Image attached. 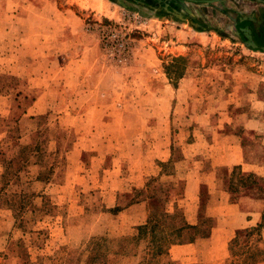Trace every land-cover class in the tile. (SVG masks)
<instances>
[{
	"label": "rangeland",
	"instance_id": "1",
	"mask_svg": "<svg viewBox=\"0 0 264 264\" xmlns=\"http://www.w3.org/2000/svg\"><path fill=\"white\" fill-rule=\"evenodd\" d=\"M254 14L264 0H0V264H180L185 220H253L215 216L214 190L264 199V175L215 165L234 137L264 165V50L235 26ZM258 204L225 264L264 259Z\"/></svg>",
	"mask_w": 264,
	"mask_h": 264
},
{
	"label": "crops",
	"instance_id": "2",
	"mask_svg": "<svg viewBox=\"0 0 264 264\" xmlns=\"http://www.w3.org/2000/svg\"><path fill=\"white\" fill-rule=\"evenodd\" d=\"M12 73H15V71H12ZM27 79L30 80V77ZM29 113L31 112H28V114ZM232 136L233 135H229V137ZM224 146L225 151L215 158V161L220 159L219 161L223 163H217L215 165H227V176L232 172L233 166H240L243 173L253 172L259 175H264V165L249 163L246 161L244 146L238 137H234L233 141ZM166 160L167 159L164 158L162 161ZM209 171L210 170L204 172L203 176L206 175L208 177L214 174V171ZM207 183H211L207 178H205V180H199L195 188H199L200 185H207L208 187L209 184ZM252 190L253 188L247 187L245 191H241L239 194L236 191V194L238 195L233 200H229L227 191H223L222 189L214 190L216 193H219V191L223 192L225 195L224 197H226L224 198V201H219L214 206V209L217 210L214 213L215 216H221L224 218L225 216L228 217L230 215L234 217L245 214L253 215V220L245 219L238 220L237 222V220H224V218L223 220H212V225L210 227L206 224L207 220H185V224L188 226L185 231L191 229L192 232H180L173 235V239L177 241V243H171L167 249L169 260L179 262L180 264H225V256H227L230 251L229 246L231 245V242L235 240L239 231L242 228L257 226L261 221L259 219L262 213V208L259 207L258 203H261L264 199L250 196L249 193L252 194ZM208 191L210 192V190ZM142 205H144L143 201H140L124 207L119 213L126 214L131 218V220H125L124 223L131 226L145 224L147 222V216L146 218L143 216L140 220H135L134 218L135 215H137L136 211H139ZM3 222L5 221L0 220V223ZM209 243L212 247L205 248V245ZM247 262H249V260ZM260 263H264V259L260 261ZM248 264H250V262Z\"/></svg>",
	"mask_w": 264,
	"mask_h": 264
},
{
	"label": "flooded vegetation",
	"instance_id": "3",
	"mask_svg": "<svg viewBox=\"0 0 264 264\" xmlns=\"http://www.w3.org/2000/svg\"><path fill=\"white\" fill-rule=\"evenodd\" d=\"M254 18H260V25L257 26L249 17H243L241 20L236 22V28L239 30L240 35L246 40L245 32L249 30L252 41L257 44L256 48L264 46V14L262 16L253 15Z\"/></svg>",
	"mask_w": 264,
	"mask_h": 264
},
{
	"label": "water",
	"instance_id": "4",
	"mask_svg": "<svg viewBox=\"0 0 264 264\" xmlns=\"http://www.w3.org/2000/svg\"><path fill=\"white\" fill-rule=\"evenodd\" d=\"M245 37H246V44H248L249 46L251 47H257V44H255L252 39H251V36H250V33H249V30H247V32H245ZM261 49L264 50V46L260 47Z\"/></svg>",
	"mask_w": 264,
	"mask_h": 264
},
{
	"label": "trees",
	"instance_id": "5",
	"mask_svg": "<svg viewBox=\"0 0 264 264\" xmlns=\"http://www.w3.org/2000/svg\"><path fill=\"white\" fill-rule=\"evenodd\" d=\"M240 186L242 187V185H240ZM234 191H237V190L234 189ZM156 237H157V236H154L155 240H156ZM159 237H160V236H159ZM157 238H158V237H157ZM164 238H165L164 236H161V237L159 238V240H162V239L164 240Z\"/></svg>",
	"mask_w": 264,
	"mask_h": 264
}]
</instances>
